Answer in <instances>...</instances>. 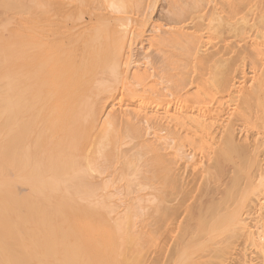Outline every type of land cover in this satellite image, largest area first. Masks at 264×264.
Masks as SVG:
<instances>
[{
	"label": "bare ground",
	"instance_id": "1",
	"mask_svg": "<svg viewBox=\"0 0 264 264\" xmlns=\"http://www.w3.org/2000/svg\"><path fill=\"white\" fill-rule=\"evenodd\" d=\"M147 3L31 0L28 18L4 13L17 33L9 46L0 32V264H264V0H169L166 28ZM148 23L159 72L132 70ZM119 84L148 106H117ZM122 125L136 142L125 153ZM147 184L150 198L118 211ZM77 208L86 231L73 236L64 214ZM150 243L162 261H144Z\"/></svg>",
	"mask_w": 264,
	"mask_h": 264
},
{
	"label": "rangeland",
	"instance_id": "2",
	"mask_svg": "<svg viewBox=\"0 0 264 264\" xmlns=\"http://www.w3.org/2000/svg\"><path fill=\"white\" fill-rule=\"evenodd\" d=\"M4 1H6V0H4ZM7 1H8V0H7ZM7 1H6V3L4 2L7 6H5L4 3H3V5H2L3 7L1 8V9H4L5 11H4V10L2 11V10L0 9V11L3 12V15H2V13H0V14L3 16V17H2V21L5 20V17H4L5 15H4V13H6V14L8 15V19L10 18L9 20H10L11 22L14 23V19L11 20V18H13V17H9V15H10L11 13L15 12V8H16V7H17L16 10H21V11H22L21 13H20L19 11H17L18 13L15 12V13H16V14H15L16 17H17V16L19 17V16H21L23 13H26V10H27L28 7H29V6H28V3H30L31 0H22V1L19 0V2L21 1L20 3L16 0L17 3H19V9H18V5L16 4L15 1H13V0H9V2H11V1H12V2H15V4H14L15 6H14V5L11 6V5L13 4L12 2H11L12 4H10V3L8 2V3H9V5H8ZM146 1H148V3H147L148 5H147L146 7H150V9H149V15H150V19H151L150 23L153 22L154 24H157V25H161V24H162V26L164 25V28L168 27L169 24H167V22H169L170 17H169V9H168L167 6H168V4H169V3H168L169 0H168V1H167V0H157V1H156V0H155V1H154V0H146ZM153 1H154L155 3H152ZM166 1H167V2H166ZM150 2H151V3H150ZM16 5H17V6H16ZM152 5H153V6H152ZM155 6H156V7H155ZM8 7H11V8L8 9ZM153 7H154V8H153ZM164 7H165V8H164ZM8 10H9V12H11V11H12V12L8 14ZM6 11H7V12H6ZM151 12H152V13H151ZM19 13H20V15H19ZM150 13L152 14V16H151ZM17 14H18V15H17ZM27 14H29V12H27ZM166 15H167V16H166ZM11 16H14V15L11 14ZM22 16H23V15H22ZM25 16H27V15L25 14L23 17H25ZM0 17H1V16H0ZM6 17H7V16H6ZM28 17H29V16H27V18H28ZM30 18H31V17H30ZM30 18H29V19H30ZM168 18H169V19H168ZM3 19H4V20H3ZM15 19H16V20H15V24H14V26H13V27H12V26H11V27H8V29H9V28H13V31H15L14 28L18 25V24L16 23L17 19H18L17 22H20V21L22 20V18H15ZM6 20H7V19H6ZM6 20H5V21H6ZM9 20H7L8 23L5 22V23L3 24V26H2L3 30L0 29V32L2 31V32L5 33V31H6V33H7V31H8V33H10L9 36H7V34H5V35H6L5 37L3 36L5 39L8 38V37H12V36L14 37V36H15L14 34L17 33V31H16L14 34H11V33H12V31H10L11 29H10V30H5V31H4V28L6 27L5 25H7V26L9 25V26H10L11 24H13V23H9ZM2 23H3V22H2ZM6 23H7V24H6ZM150 23H148V24L146 25V27H145V28H146V29H145V32L147 33V35H146V34H144V35H145L146 37L144 36L142 40H139V38H137L138 40H135L134 43H133V46H132V47H134V51H135V52H134V53H135V60H137V61H136V63L134 64L135 67L132 66V70H134L135 68L138 69V68H140V66H141L142 68H140V69L143 70V71H144L145 68H147V69L149 68V69H151V70L148 69V72H149V71L151 72L152 69H153V72H159L157 69H158V68H161L160 66H161V64H162V61H160V60H162V59H160L159 57L162 58V56H163L164 53H163V54H162V53L160 54V52H161L162 50L160 49L161 51H159L158 47H156V46H155V48L153 47V48H154V50H153V48L150 47L151 44H149L148 41H147V39H148L147 36H148V37H150L151 35L153 36V33L151 32V31L153 30V29H152V28H153V24H150ZM166 25H167V26H166ZM4 26H5V27H4ZM20 26H21V25L19 24V26L16 27V30H18V34H19V32H20L19 29H21ZM150 26H152V27H150ZM165 26H166V27H165ZM19 27H20V28H19ZM18 28H19V29H18ZM164 28H163V29H164ZM5 29H7V28H5ZM131 29H132V28H131ZM133 29H135V27H134ZM2 32H1V34H2ZM4 33H3V35H4ZM154 33H155V35H156V34H158V31H157V32H154ZM1 34H0V36H2ZM159 34H160V31H159ZM17 36H18V35H17ZM20 36H21V35H20ZM18 37H19V36H18ZM18 37H17V38H18ZM140 39H141V38H140ZM8 40H9V39H8ZM8 40H7V39L5 40L6 44H7ZM10 40H11V43H10V41L8 42V43H9V46H10V44H12V42H15L16 38L14 37V38H12V39H10ZM143 41H144V43H143ZM146 41H147V42H146ZM5 42H4V43H5ZM145 42H146V43H145ZM150 42H151V41H150ZM6 46H8V45H6ZM9 46H8V47H9ZM144 46H145V47H144ZM147 46H148V47H147ZM142 47H143L144 49H143ZM149 47H150V48H149ZM135 48H136V49H135ZM145 49H146V50H145ZM157 49H158V50H157ZM150 50H152V51H150ZM146 51H147V52H150L151 54H150V53H147ZM158 51H159V52H158ZM144 52H145V54H146L145 56L143 55ZM136 53H137L138 55H137ZM156 53H157V54H156ZM148 54H149V55H148ZM158 54H159V55H158ZM136 55H137V56H136ZM161 55H162V56H161ZM154 56H155V57H154ZM144 57H145V58H144ZM150 57H151V58H150ZM156 58H158L159 61H158ZM146 59H147V60H146ZM151 59H152L153 61H152ZM149 60H150V61H149ZM154 60H155V61H154ZM141 61H142V62H141ZM144 61H145V62H144ZM150 62H151V63H150ZM137 63H138V64H137ZM145 63H146V64H145ZM19 64H20V62H19ZM149 64H150V65H149ZM151 64H152V65H151ZM153 65H154V66H153ZM137 66H138V67H137ZM152 66H153V68H151ZM156 66H157V68L154 70V68H155ZM158 66H159V67H158ZM13 67H14V66H13ZM133 67H134V68H133ZM144 67H145V68H144ZM156 70H157V71H156ZM159 70L161 71V69H159ZM145 71H147V70H145ZM119 86H120V87H119V90H118V92H117V101H116V102H117V106H121V105L123 106V105H124L123 107H125V106H128V105L131 104L130 106H132V107H137V109H138V108L140 109V107H141V109L144 108V107H146L147 104H146L145 106H144V104H143L144 102H142L143 105L140 104L141 102H140V100H138L137 98H136V99L131 98V97L129 98L128 95H127V94H129V93H128V92L126 93L127 90H125V86H122V84H119ZM122 87H123V88H122ZM121 88H122V90H121ZM121 91H122V93H120ZM124 91H125V93H124ZM118 95H119V97H118ZM120 97H121V98H120ZM119 98H120V100H119ZM127 98H128V99H127ZM131 99H134V100H136V101L133 102V100H131ZM118 100H119V101H118ZM120 103H121V104H120ZM133 103H135V104H133ZM137 103H139V104H138L139 106H138V105L136 106ZM125 104H126V105H125ZM127 104H128V105H127ZM143 106H144V107H143ZM147 106H148V105H147ZM125 129H126L125 125H122V127L120 126V128L118 129L119 134L122 133V131L124 132ZM125 132H126V131H125ZM121 135H122V136L117 137V141H116V142H119V141L121 140V137H123L122 139L125 140L124 143L121 142L122 140L119 142V143L122 144V147L119 145V148L121 147V148H123L122 150H124V151H122V152L125 153V152L127 151L126 149H128L129 146H130V148L133 150L132 147H134V146H131V143H133V144L135 143V144H136V142H134L135 139H133V137L130 138V137H129L130 135H128L127 137H125L124 135H126V134H124V133H122ZM84 138H85V137H84ZM86 138H87V136H86ZM86 138H85V139H86ZM126 138H127V140H126ZM131 139H133V140H131ZM130 140H131V142L128 143V141H130ZM85 141L87 142L88 139L85 140ZM126 141H127V142H126ZM132 141H133V142H132ZM80 142L82 143V144H81V147H82V148L80 147V148H81V151H85V147H84V145H85L86 143L84 142V139H81ZM83 142H84V143H83ZM88 143H89V141L87 142V144H88ZM87 144H86V145H87ZM126 144H127V146H126ZM128 144H129V145H128ZM135 144H134V145H135ZM86 148H87V147H86ZM111 148H112V147H109V150H110ZM82 149H83V150H82ZM131 149H130V150H131ZM111 150H112V149H111ZM114 158H116V157H114ZM113 160H114V159H113ZM113 160H112V161H113ZM115 161H116V160H115ZM124 161H125V160H123V163H124ZM138 162H139V161H138ZM138 162H137V163H138ZM120 163H121V162H120ZM120 163H119V165H120ZM139 163H140V164H141V163L143 164L144 161L141 160ZM139 163H138V164H139ZM116 164H117V167H116V168H119L118 163H116ZM121 164H122V163H121ZM142 164H141V165H142ZM114 165H115V164H114ZM122 165H123V164H122ZM122 165L120 166L121 169H123V167H124V166H122ZM131 179L133 180L134 178H133V177H132V178L130 177V180H131ZM132 180H131V181H132ZM134 181H135V180H134ZM138 181H140V178H139ZM142 181H143L144 185H145V183L147 182V181L145 182L144 180H142ZM129 183L131 184V182H129ZM143 183H142V184H143ZM125 184H126L125 181H120V182H118L117 184H115V186L112 187L110 190H114V189L122 188ZM149 184H150V183H149ZM146 186H148V187H147V189H145L146 187L144 188L145 191L141 190V195H138L139 192H136V195H134V193H133V194H131L132 196H129V197H128V196H127V197H123V196H122V198L119 197V198H121V199H119V198H118V200L116 199L115 203H116L117 206H118V211H121L122 209H124L125 207H127L128 204H130V203H131V205H132V202H134V201L137 202L136 198L138 199V196H139V197L142 196V193H143V195L146 194V195H144V196H147L148 198H150V196L148 195V193L151 192V185H148V184H147ZM113 188H114V189H113ZM148 188H149V190H148ZM134 189H135V188H134ZM142 191H143V192H142ZM146 192H147V193H146ZM137 193H138V194H137ZM132 197H136V198H133V199H132ZM148 198H147V199H148ZM133 200H134V201H133ZM138 201H139V199H138ZM140 202H141V200H140ZM138 203H139V202H138ZM138 203H134V204H138ZM173 203L175 204V202H173ZM173 203H171V204H173ZM74 204H75V203L71 204V205H72V206H71V209L73 208V206H74V208H75V205H74ZM143 204L145 205L144 201H143ZM152 204H153L152 202H151V204H150V202H149V205H148V202L146 201V206H150V205L153 206ZM76 205H77V204H76ZM141 205H142V203H141ZM77 206H79V205H77ZM68 207H69V209H70V206H68ZM79 207H80V206H79ZM146 208H148V207H146ZM150 208H151V207H149V209H150ZM71 209H70V210H71ZM82 209L85 210V207H83ZM72 210L75 212V209H72ZM72 210H71V211H72ZM78 210H79V209L77 208V209H76V213H77L76 215H75V213L73 214V212L69 213L68 210L65 211V214H66V215L64 214V216L68 218V219L66 218L67 220H65V221H69V220L71 221V220H73V221H75V222H77V223L79 224V221H80L79 219L81 218V220H82L83 214H84L85 212L81 213V214H82V215H81L80 213H78ZM80 210H81V209H80ZM85 211H86V210H85ZM87 211H88V210H87ZM147 211H148V209H147ZM67 212H68V213H67ZM79 212H80V211H79ZM81 212H82V210H81ZM62 213H63V212H62ZM87 213H88V212H87ZM87 213L85 214L86 216L84 215L85 217L88 216ZM67 214H68L69 217H70L69 214H72V216L74 215V216H73L74 218H75V216H76V218H78V220H77V221L74 220V218H73L72 216H71V217H72L73 219H69V217L67 216ZM78 214H79V215H78ZM91 214H92V211H91ZM95 214H97V212H96ZM115 214H116V212L113 214V217H112V218H114V216L117 217V214H116V215H115ZM62 215H63V214H62ZM100 215H102L103 218H104V215H106V214H100ZM64 216H60V217L63 218ZM77 216H78V217H77ZM79 216H81V217L79 218ZM90 216H91V215H90ZM90 216H89V217H90ZM92 216H94V215H92ZM96 216H97V215H96ZM98 216H99V215H98ZM98 216H97V217H93V218H94L93 221H95V224H97V223H96L97 220H96L95 218L98 219ZM65 217H64V218H65ZM64 218L62 219L63 222H65V221H64ZM76 218H75V219H76ZM101 218H102V217H101ZM101 218L99 217L98 221H100ZM103 218H102V220L104 221ZM109 218H110V217H109ZM109 218H108L107 215H106V217H105V221H104V222L101 221V222H103V223L105 224V222H106L107 220H109ZM83 219H84V218H83ZM87 219H88V218H87ZM106 219H107V220H106ZM144 219H145V218H144ZM58 220H61V219H58ZM89 220H91V219H89ZM138 220H140V219H138ZM141 220H142V219H141ZM141 220H140V221H141ZM83 221H85V219H84ZM91 221H92V220H91ZM145 221H146V220H145ZM58 222H59V221H58ZM63 222H62V223H63ZM80 222H81V221H80ZM86 222H87V220H86ZM101 222H100V223H101ZM59 223H60V222H59ZM71 223L73 224L72 221H71ZM92 223H93V222H92ZM141 223H144V222H141ZM145 223H146V222H145ZM74 224H75V223H74ZM78 224H77V225L75 224V226H72V225L69 226L70 228H72V231H71V230H69V231H71L70 233H71L73 236H75L74 233H73L74 231L76 232L77 230H80L79 233H83V234H84L85 231H86L85 223H84V224L80 223L79 225H78ZM88 224H89V223H88ZM98 224H99V223H98ZM98 224H97V225H98ZM65 225H68V224H65ZM65 225H64V226H65ZM81 225H82V226H81ZM83 225H84V229H85V231H84V229H82V228H83ZM90 225H91V224H90ZM90 225H86V227H87V226H90ZM93 225H94V224H93ZM93 225H92V226H93ZM97 225H96V226H97ZM99 225H100V224H99ZM140 225H141V224H140ZM254 225H255V223H254ZM77 226H79V227H77ZM96 226H95V227H96ZM100 226H101V228H102V224H101ZM107 226H108V225H104V227H103L102 229H103V230H106V229L108 230V227H107ZM65 227H66V226H65ZM73 227H74V228H73ZM105 227H107V228H105ZM66 228H68V226H67ZM79 228H80V229H79ZM76 229H77V230H76ZM87 229L89 230V231L87 230L89 233H90L91 230H92V228L90 229V228H88V227H87ZM94 229L96 230V232H97L98 234H97L95 231L92 230L94 233H93V232L90 233V235L92 234L91 237H93L94 234L96 233L97 236H96V234H95V237H93V238H94V239L96 238L97 241H102L103 238H104V237H103V236H104L103 233H100L102 230L99 228V226L96 227V228H94ZM195 229H196V228H195ZM197 229H198V228H197ZM73 230H74V231H73ZM81 230H83V232H81ZM98 230H100V232H99ZM253 230L257 232V228H253ZM103 232H104V231H103ZM70 233H69V235H71ZM79 233L77 232V234H76V233H75V234L78 235ZM105 233H107V236H108V233H109V232L105 231ZM99 234H100V235L102 234L101 239H99V238H100ZM105 235H106V234H105ZM158 235H159V234H158ZM158 235H157V236H154V237H156V238L159 237V238H158V240H159L161 236H158ZM73 236H72V237H73ZM81 236H82V235H81ZM81 236H80V237H81ZM76 237H77V236H76ZM78 237H79V235H78ZM91 237L89 238V239L91 240L90 243H92V244L95 243V244H96V240L93 241V240L91 239ZM98 237H99V238H98ZM102 237H103V238H102ZM108 237H109V236H108ZM154 237H153V238H154ZM162 238H163V237H162ZM98 239H99V240H98ZM154 239H155V238H154ZM92 241H93V242H92ZM156 241H157V240H156ZM156 241H155V242H156ZM160 241H162V240H159V241H157V243H156V244H158V246H160V244H161ZM159 242H160V243H159ZM257 242H258V243L260 242L259 239H258ZM152 243H153V242H152ZM240 243H241V242H240ZM253 244H254V243H253ZM253 244H251V246H250V243H249V244L247 243V245H248V249H249V250H248V251H249V252H248V255H249V253H250V255L248 256V258L251 259V260L248 259V261H262L263 259H259V258L262 257V255H263V254H262L263 251L261 250V249H263V248H261V246H260V248H259V247H258L259 245L254 244V245H255V246H254ZM150 245H151V243L148 245V247H150ZM156 246H157V245H153L152 247L147 248V249L144 251V261H153L152 257L157 258V257H156L157 254H156L155 252H153V251L156 250V248H155ZM158 246H157V247H158ZM87 247H88V246H87ZM87 247H86V248H87ZM126 247H127V246H126ZM126 247H125V248H126ZM256 247H257L258 249H257ZM86 248H85V249H86ZM129 248H130V245H129V247H128V250H129ZM159 248H160V247L157 248V252H158ZM154 249H155V250H154ZM126 250H127V248H126ZM128 250H127V251H128ZM259 250H260V251H259ZM129 253H131V252L128 251V254H129ZM145 253H146V255H145ZM152 253L154 254V256L151 255ZM260 254H262V255H260ZM92 255H94V256H91V259H93L92 261H94L95 257H97V258L100 259L99 255H96V254H93V253H92ZM92 257H94V258H92ZM157 259H158V258H157ZM97 260H98V259H96V261H97ZM158 260H160V259H158ZM90 261H91V260H90ZM154 261H155V259H154ZM156 261H157V260H156ZM160 261H162V260H160ZM239 261H241V260H239Z\"/></svg>",
	"mask_w": 264,
	"mask_h": 264
}]
</instances>
